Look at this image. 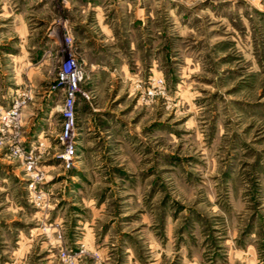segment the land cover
<instances>
[{
	"label": "rangeland",
	"instance_id": "1",
	"mask_svg": "<svg viewBox=\"0 0 264 264\" xmlns=\"http://www.w3.org/2000/svg\"><path fill=\"white\" fill-rule=\"evenodd\" d=\"M37 92L47 206L0 144V264H264V0H0V112Z\"/></svg>",
	"mask_w": 264,
	"mask_h": 264
},
{
	"label": "built area",
	"instance_id": "2",
	"mask_svg": "<svg viewBox=\"0 0 264 264\" xmlns=\"http://www.w3.org/2000/svg\"><path fill=\"white\" fill-rule=\"evenodd\" d=\"M58 72L54 87L60 90V121L59 132L56 136L60 151L57 158L63 169H70L73 165L74 152V111L77 96L86 98L85 92L79 89L83 81V74L79 67L72 64ZM163 90L161 79H151L148 87L139 90L144 99H151ZM20 100L12 103L10 108L0 112V144L5 146L13 157L21 162L23 176L25 178V189L28 201L34 207L43 208L47 206V195L43 190L44 173L39 166V159L45 150L43 143L32 141L28 144L22 139L21 113L20 110L27 104L30 97L22 94Z\"/></svg>",
	"mask_w": 264,
	"mask_h": 264
},
{
	"label": "crops",
	"instance_id": "3",
	"mask_svg": "<svg viewBox=\"0 0 264 264\" xmlns=\"http://www.w3.org/2000/svg\"><path fill=\"white\" fill-rule=\"evenodd\" d=\"M112 14L110 16V22L113 21V19L111 18ZM108 20V21H107ZM108 24H109V19L108 17L106 18L105 21H103V41H105L104 36H107V33L110 32V28H108ZM109 74L112 75V73L109 72ZM43 100V102H42ZM47 95H41L40 92H37L36 95L33 98V101L30 105H28L25 110H24V117L23 119H21V123L25 132V139H26V144H28L30 142L31 139L35 140V141H41L42 139L40 138L42 136L41 132H36L33 129H29L28 126L32 125V121H36L37 122V114L38 111L40 110L42 105H45L44 108L47 107ZM30 111V113H29ZM26 128V129H25ZM33 131V132H32Z\"/></svg>",
	"mask_w": 264,
	"mask_h": 264
}]
</instances>
